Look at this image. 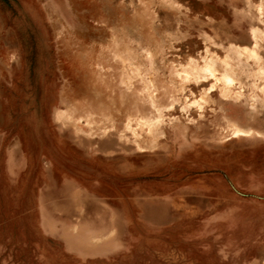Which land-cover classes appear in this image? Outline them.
Returning <instances> with one entry per match:
<instances>
[{
  "label": "rangeland",
  "instance_id": "obj_1",
  "mask_svg": "<svg viewBox=\"0 0 264 264\" xmlns=\"http://www.w3.org/2000/svg\"><path fill=\"white\" fill-rule=\"evenodd\" d=\"M0 264H264V0H0Z\"/></svg>",
  "mask_w": 264,
  "mask_h": 264
},
{
  "label": "crops",
  "instance_id": "obj_2",
  "mask_svg": "<svg viewBox=\"0 0 264 264\" xmlns=\"http://www.w3.org/2000/svg\"><path fill=\"white\" fill-rule=\"evenodd\" d=\"M5 158H6L5 159L6 171L4 175H9L11 178H16L18 175H22V173L25 172L27 168V159L25 156H23L20 153L18 147L9 146L6 149ZM74 225H76L78 229L75 231L71 229L72 230L71 238L76 241L72 243V246L76 247V249H80L82 252L84 251L83 252L84 256H96V255L101 256L102 255V240L106 238V233L97 234L91 229H87V230L85 229L81 231L82 226L80 225L79 222H74L71 228ZM96 235L100 236L101 239L97 242L91 241L90 240L92 238L91 236H96Z\"/></svg>",
  "mask_w": 264,
  "mask_h": 264
},
{
  "label": "bare ground",
  "instance_id": "obj_3",
  "mask_svg": "<svg viewBox=\"0 0 264 264\" xmlns=\"http://www.w3.org/2000/svg\"><path fill=\"white\" fill-rule=\"evenodd\" d=\"M250 3V2H249ZM240 49V48H239ZM239 49H238V51H239ZM239 53V52H238ZM217 65L218 64H216L214 61H212L211 62V64H210V66H209V64H208V68H209V70L211 71V72H216L219 68L217 67ZM219 66V65H218ZM204 69V68H203ZM224 69V68H223ZM226 69V68H225ZM227 69H230V68H227ZM205 70H207V69H205ZM220 71H221V68H220ZM219 71V72H220ZM226 71V70H225ZM236 71V70H235ZM218 72V71H217ZM230 72H231V70H230ZM227 74H229L228 73V70H227ZM218 80L219 81H227V79H225V78H223V77H218ZM221 94V93H220ZM223 95V94H222ZM152 102V101H151ZM150 102V103H151ZM158 108V107H157ZM148 117V116H147ZM147 119V118H146ZM151 119V118H150ZM146 122H150L149 120H146ZM151 123V122H150ZM140 124V123H139ZM148 124V123H147ZM244 130V129H243ZM134 133V132H133ZM94 239V238H93ZM93 241H95V240H93Z\"/></svg>",
  "mask_w": 264,
  "mask_h": 264
}]
</instances>
